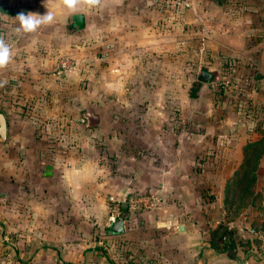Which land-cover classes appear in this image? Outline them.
Returning <instances> with one entry per match:
<instances>
[{
	"label": "crops",
	"instance_id": "obj_1",
	"mask_svg": "<svg viewBox=\"0 0 264 264\" xmlns=\"http://www.w3.org/2000/svg\"><path fill=\"white\" fill-rule=\"evenodd\" d=\"M188 1L186 9L161 0H100L69 9L62 0H0V38L11 50L0 81L7 79L10 88L23 86L21 101L52 102L44 91L52 94L66 83L56 80L53 54L70 53L71 42L85 38L78 56L81 67L102 48L111 68L133 71V84H146L149 76H137L136 70L198 62L200 48L208 51L211 61H204L213 67H264V0ZM20 13L38 19L50 14L52 20L34 31L17 32ZM72 14L83 16L81 28L70 22ZM58 33L60 49L54 46ZM249 36L257 41L248 44ZM188 37L198 43L187 45ZM8 100L0 97L7 122L5 141H0V220L20 237L25 233L36 244L54 246L70 261L97 256V249L119 238L129 259L116 256L113 264H121L119 259L126 264H264L257 241L255 246L237 241L235 252L210 245V231L225 218V201L243 159L241 146L230 147L229 126L199 130L193 121L182 124V118H197V102L173 116L159 107L164 94L142 95L125 115L88 113V133L70 139L63 121L61 136L45 140L35 126L11 123L5 112ZM175 100L183 107L182 99ZM140 103L144 107L138 110ZM69 112L48 108L45 113L64 117ZM147 190L160 194L162 204L155 211L127 210L123 231L110 234V208L132 192ZM250 190L240 209L228 214L235 223L264 233L262 170Z\"/></svg>",
	"mask_w": 264,
	"mask_h": 264
},
{
	"label": "rangeland",
	"instance_id": "obj_2",
	"mask_svg": "<svg viewBox=\"0 0 264 264\" xmlns=\"http://www.w3.org/2000/svg\"><path fill=\"white\" fill-rule=\"evenodd\" d=\"M191 34L194 36L195 33ZM57 36L54 39V46L58 45L60 49L62 37ZM189 38L185 39L187 45L198 43L195 42L196 39ZM85 39L80 44L74 43V45L71 42L70 53H62L59 50L53 54L56 80L61 84V78H64L66 83L57 85L52 89V94H49V90L44 91L54 98L52 102L39 104L33 100L21 101L19 93L23 86L15 85L10 88L7 79L0 81V97L8 98L10 102L5 112L11 123H22L27 127L35 126L37 128L35 133L40 138L54 140L61 136L60 126L64 121L69 125L68 134L72 139L77 135L88 133L86 128L88 113L108 115L114 112L115 115H125L127 109L136 108L135 103L141 100L142 95L149 96L158 92L165 96L164 102L159 101L160 109H166L168 113L172 112L173 116H177L181 109L188 110L191 104L193 106L197 102V118L194 114V120L182 118V124L193 121V126L199 130L207 129L209 125L229 126L230 147L241 146L238 151L241 159L246 155L244 147L247 144L264 139V81L261 80L264 67L260 63L257 69L249 67L250 71L243 63L242 68L238 67V64L229 65L228 68H219L218 64L213 67L212 63L206 64L204 61L206 59L211 61L208 51L200 48L201 58L198 62L191 65L184 62L181 68L136 70L137 76L142 72L149 76L144 81L146 84H133L132 81L136 79L129 76L133 71L111 68L107 56L102 53V48L88 56L87 60L88 63L91 62L90 64L81 67L78 56H81L79 54ZM247 41L248 44H254L257 38L249 36ZM53 50L56 51L55 48ZM250 77L256 78L251 80ZM138 79L140 81L141 77ZM24 88L26 89V86ZM176 98L182 99L183 107L179 108ZM143 107L144 105L140 103L138 110ZM48 108L57 112L68 109L70 114L64 117L57 113L49 115L45 113ZM117 119L113 117V123L118 125L119 119ZM41 128L44 130L40 131ZM27 130L29 129L26 128L25 131ZM89 132L93 134L92 130ZM260 150L262 155L255 173L262 170L264 174V145ZM22 234L24 237H20L19 232L0 220V264H113V258L116 256L129 259L126 254L127 249L123 246L124 242L119 238L114 242L111 239L105 246L101 245L105 248L97 249L95 252L97 256L92 253L89 257L70 261L62 259L61 251H57L54 246L36 244L28 234ZM119 260H122L121 264H126L123 259Z\"/></svg>",
	"mask_w": 264,
	"mask_h": 264
},
{
	"label": "trees",
	"instance_id": "obj_3",
	"mask_svg": "<svg viewBox=\"0 0 264 264\" xmlns=\"http://www.w3.org/2000/svg\"><path fill=\"white\" fill-rule=\"evenodd\" d=\"M262 145H264V139L250 142V144L244 147L246 155L241 164L242 170L240 175L237 176L236 181L233 182V193L227 196L225 201V218L228 221H234L228 213L240 209L243 201L247 199L248 194L251 192L250 187L256 182L255 170L262 155L260 150ZM210 245L218 251L235 252L237 246L236 236L233 231L227 229L222 223H219L215 229L210 231Z\"/></svg>",
	"mask_w": 264,
	"mask_h": 264
},
{
	"label": "built area",
	"instance_id": "obj_4",
	"mask_svg": "<svg viewBox=\"0 0 264 264\" xmlns=\"http://www.w3.org/2000/svg\"><path fill=\"white\" fill-rule=\"evenodd\" d=\"M166 5L186 9L189 8L190 3L188 0H161ZM64 65V64H63ZM163 198L157 192L147 191H136L130 193L123 202L126 203L127 210L131 212L140 211H155L161 204ZM123 202L113 205L109 210V218L119 217L122 213L121 205ZM219 223H222L227 229L234 232L237 237L236 241H246L252 246H255V242L260 243V248L264 249V233L253 226H243L242 224H237L234 221H228L225 218Z\"/></svg>",
	"mask_w": 264,
	"mask_h": 264
},
{
	"label": "clouds",
	"instance_id": "obj_5",
	"mask_svg": "<svg viewBox=\"0 0 264 264\" xmlns=\"http://www.w3.org/2000/svg\"><path fill=\"white\" fill-rule=\"evenodd\" d=\"M62 3L69 9H74L77 5L95 6L100 3V0H62ZM20 22V28L17 32L23 30L24 32H31L36 29L41 23L51 22L52 16L49 14L43 18H36L33 16H26L24 13H20L18 16ZM11 59V50L9 46L0 38V69L7 66Z\"/></svg>",
	"mask_w": 264,
	"mask_h": 264
},
{
	"label": "water",
	"instance_id": "obj_6",
	"mask_svg": "<svg viewBox=\"0 0 264 264\" xmlns=\"http://www.w3.org/2000/svg\"><path fill=\"white\" fill-rule=\"evenodd\" d=\"M70 22L74 24L76 29L83 26V16L81 14H72L70 16ZM7 135V122L3 113L0 112V141H5ZM48 169L50 166L47 167ZM122 213L119 217H111L108 222V228L110 234H119L124 229V221L128 218L126 203L121 205Z\"/></svg>",
	"mask_w": 264,
	"mask_h": 264
}]
</instances>
